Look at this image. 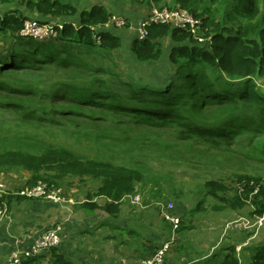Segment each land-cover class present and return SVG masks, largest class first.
I'll return each mask as SVG.
<instances>
[{"label": "trees", "instance_id": "obj_1", "mask_svg": "<svg viewBox=\"0 0 264 264\" xmlns=\"http://www.w3.org/2000/svg\"><path fill=\"white\" fill-rule=\"evenodd\" d=\"M198 1L177 0L180 6L198 16L208 42L204 45L197 42L188 29L149 24L143 39L132 40L131 54L139 63L158 61L163 55L160 39L169 37L173 43L167 56L171 68L168 66L165 74L154 70L156 72H150L149 76L124 79L109 71L101 60L108 59L113 50L122 46L120 36L103 29L113 17L104 4L93 3L78 9L68 0H21L27 12L45 18V23L50 24L57 35L48 40L24 38L20 32L28 17L16 10L0 14V35L13 38L6 51L0 52V73L37 68L42 64L56 67L72 78L55 82L48 87L49 91L40 92L52 100L58 99L79 109L94 107L114 115L130 116L137 124L173 127L182 139L200 138L216 147L230 145L239 134L264 130V0H222L245 20L237 28L216 21L207 14V7L198 15L194 7ZM34 88L8 85L0 80V90L14 94L25 95ZM6 98L1 100L0 107L17 104ZM72 108L63 111L64 114H76ZM211 110L215 113L213 117L209 115ZM23 111L30 120L43 118L54 122V118L42 115L44 109L40 107L24 103ZM18 157L22 158L21 165L32 172L31 178L20 188L37 180L62 185L69 171L89 175L99 185L94 192L88 191V200L79 205L80 209L90 213L100 209L112 219L118 216L124 197L135 193L134 180L142 178L135 169L85 158L64 147L29 155L6 151L0 154V164L11 163V159ZM216 187L212 182L209 194L216 196ZM250 192L254 204L260 196L264 200V188L256 192L247 188L245 194ZM95 195L104 197V205L91 201ZM21 198L29 199L3 194L0 207L8 209L12 200ZM236 198L235 201L243 204ZM262 203L257 205V214L264 212ZM50 251L51 264H67L56 247ZM215 255L211 253L203 262L186 264H241L233 245L219 256ZM21 264H41L40 255L27 258ZM246 264H264V239L261 245L250 250Z\"/></svg>", "mask_w": 264, "mask_h": 264}, {"label": "rangeland", "instance_id": "obj_2", "mask_svg": "<svg viewBox=\"0 0 264 264\" xmlns=\"http://www.w3.org/2000/svg\"><path fill=\"white\" fill-rule=\"evenodd\" d=\"M68 1L78 9L93 3H103L114 17L126 15L128 23L125 26L116 27L112 22L105 26L116 32L132 26L133 14L140 19L153 9L162 7L189 9L180 6L177 0ZM194 7L198 15L207 7V14L230 27L237 28L245 23L232 10L231 5L222 0H200ZM9 10L19 11L27 16L26 23L34 19L46 24L45 18L39 14L27 12L21 5V0L0 2V14ZM194 17L198 19V16ZM205 32L197 29L203 45L209 40L204 36ZM12 41L11 36L1 34L0 52H5L7 44ZM119 51L120 55L117 57V51L111 52L108 59L103 57L101 60L104 66L124 79L142 78L140 66L133 61L131 54L126 49ZM69 78H72L69 73L44 64L37 68L28 67L25 70L0 73V80L8 85L35 87L25 95L0 90V102L8 96L13 103H17L0 107V154L6 151L25 155L40 154L49 148L64 147L85 158L111 163L119 168L135 169L142 175L141 179L134 180L136 191L133 194L139 197V204H148L155 220L162 221L160 210L168 203L173 205V212L180 215L179 240L170 252L173 261L168 260L167 264L203 262L211 253L219 256L232 245L236 247L241 264H246L250 250L261 245L264 239V225L261 226L258 222L264 212H255L263 204V197H258L257 204H254L251 192L245 194L247 188L253 189V192L264 188V130L239 134L230 145L216 147L200 138H179L173 127L137 124L130 116L114 115L110 111L94 107L79 109L40 93L49 91L48 87L53 83ZM24 103L44 109L42 115L54 118V122L50 123L43 118L28 119L23 111ZM71 107L77 113L65 115L63 111ZM209 115L215 116L214 111L211 110ZM15 159L17 162L14 163ZM21 159L13 158L11 163L0 164V181L8 188L15 189L31 178L32 172L21 165ZM63 181L62 186L66 191L72 192L68 194L77 201H81L89 190L95 191L99 185L89 175L80 176L71 171L64 176ZM212 182L217 185L216 196L209 194ZM236 197L243 204L235 201ZM60 208L65 212L59 221L62 222L67 216L68 207ZM69 209H73V205ZM246 221L250 227H245ZM161 227L156 229L160 235L166 232V228ZM115 234L119 238L122 236L121 231H115ZM124 236L129 235L123 233Z\"/></svg>", "mask_w": 264, "mask_h": 264}, {"label": "crops", "instance_id": "obj_3", "mask_svg": "<svg viewBox=\"0 0 264 264\" xmlns=\"http://www.w3.org/2000/svg\"><path fill=\"white\" fill-rule=\"evenodd\" d=\"M176 4L178 5L177 2ZM107 10L110 11L108 8ZM131 16L133 23L127 30L116 32L114 29L103 27L120 36L122 40L121 48L112 51L118 52L116 57L120 55L119 50L121 49H126L127 53L131 54L130 44L135 38V24L139 19L137 15ZM160 41L164 47V57L152 64L139 63L131 54L133 61L140 66L139 72L142 76H149L150 72H156L154 70L165 74L169 70L168 66L171 68L167 56L173 43L169 37L162 38ZM67 192L70 193V191ZM89 192L94 191L89 190ZM87 193L81 201L74 198L77 202L73 205V209L67 208L66 217L71 219L65 225L61 244L56 247V252L66 259L67 264H142L143 256L163 242L168 233L166 223L163 220H155L156 218L148 209L149 205L139 204L137 195H129L123 199L118 216L112 219L100 209L91 213L80 209L79 205L88 200ZM91 201L99 205L105 203L104 197L97 195L93 196ZM135 203H138V210ZM131 210L132 213H130ZM63 211L64 209L59 206L41 199L12 200L5 220L0 223V264H6L13 247L16 245L29 246L38 232L58 223L65 214ZM161 226L166 228V232L160 235L156 229ZM115 231L122 232L121 238L116 236ZM123 233L129 236L123 237ZM40 259L41 264H51L52 252L49 250L42 253ZM168 260L173 261L170 253Z\"/></svg>", "mask_w": 264, "mask_h": 264}, {"label": "built area", "instance_id": "obj_4", "mask_svg": "<svg viewBox=\"0 0 264 264\" xmlns=\"http://www.w3.org/2000/svg\"><path fill=\"white\" fill-rule=\"evenodd\" d=\"M111 22L116 27H123L128 23V19L126 16H113L105 26ZM152 23L168 24L175 28L188 29L193 33V38L197 42H202V38L197 33V29L201 30L200 20L196 19L187 9L167 7L153 9L148 15L137 20L135 24V37L143 39L146 35V26ZM20 34L48 40L54 39L57 31L50 24H41L39 21L31 19L25 24ZM9 193L25 196L29 199H41L59 207H71L77 202L62 185L49 183L44 180H37L30 185L15 189L6 187L0 181V197L3 194ZM6 212L7 208L5 206L0 207V223L5 220ZM160 215L161 219L167 224L168 233L158 247L143 256L141 260L142 264H167V256L178 241V229L181 223L180 215L173 212V205L169 203L161 208ZM70 219L66 217L62 222H58L38 232L33 238L32 243L27 247H20L18 245L13 247L9 252L6 264H21L27 258L41 255L51 248L59 246L64 236L65 223H68ZM246 222L245 227H250L251 225L248 221ZM258 222L261 226L264 225V215L258 218Z\"/></svg>", "mask_w": 264, "mask_h": 264}, {"label": "water", "instance_id": "obj_5", "mask_svg": "<svg viewBox=\"0 0 264 264\" xmlns=\"http://www.w3.org/2000/svg\"><path fill=\"white\" fill-rule=\"evenodd\" d=\"M148 64H152V62H148Z\"/></svg>", "mask_w": 264, "mask_h": 264}]
</instances>
